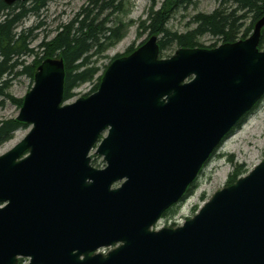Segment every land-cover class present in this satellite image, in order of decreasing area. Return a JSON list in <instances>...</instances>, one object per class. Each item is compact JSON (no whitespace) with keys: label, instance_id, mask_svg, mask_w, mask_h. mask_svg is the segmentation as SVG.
I'll list each match as a JSON object with an SVG mask.
<instances>
[{"label":"water","instance_id":"1","mask_svg":"<svg viewBox=\"0 0 264 264\" xmlns=\"http://www.w3.org/2000/svg\"><path fill=\"white\" fill-rule=\"evenodd\" d=\"M263 29L165 59L152 35L65 106L64 60H44L16 118L31 130L0 156V264H264V161L153 230L263 100Z\"/></svg>","mask_w":264,"mask_h":264},{"label":"rangeland","instance_id":"2","mask_svg":"<svg viewBox=\"0 0 264 264\" xmlns=\"http://www.w3.org/2000/svg\"><path fill=\"white\" fill-rule=\"evenodd\" d=\"M164 2L165 0H155L156 9H160ZM152 5L153 0H115L114 6H117V8L112 7L103 10L99 21H104L107 28L117 29L119 39L104 38L101 40L105 44L104 50L95 48L90 52L93 56L90 67H98V74L92 81L76 88L74 90L75 97L67 103H72L78 98L95 93L101 83L98 79L103 77L114 59L130 55L131 53L129 54L128 51L131 48L135 51L152 36L149 31H143L139 28L140 22L147 20ZM93 7L94 4L91 0H51L39 17L29 16L23 21L22 26L24 28H39L34 31V35L29 40L32 47H35L45 36L49 38L48 40L52 39L62 26L75 20H82L86 16L87 10H92ZM218 7L219 3L216 0H197L192 5L175 11L170 17L167 28L179 34L187 33L196 27L193 24V18L197 14H210ZM95 12L97 13V10ZM121 23L123 25L120 26ZM78 25V22H75V26L78 27ZM107 35L110 36V33H107ZM157 37L159 43L161 36ZM200 42L206 46L204 48H208L215 44L217 40L210 35H205L200 38ZM178 49L173 47L167 50L165 57L160 58H170L175 55ZM26 60L30 63L33 58ZM33 86L34 80L27 75H19L10 83V88L6 91L8 97L0 96V123L18 117L23 105L20 107L19 103L12 98L24 100V97L32 90ZM95 87H97V90L94 92ZM30 130L31 126L29 125L18 130L13 139L0 146V156L22 141ZM95 152L93 150L90 154L92 165L95 162L97 168H104L106 163L103 157ZM262 161H264V99L252 110L246 121L215 150L195 182L189 186L188 190L192 188L191 195L185 198L186 193L185 199L183 198L182 201L167 210L153 227V230L182 225L192 218L212 198L215 192L234 184L238 178L248 174ZM239 173L242 174L235 180L234 178ZM118 185L120 183L115 184V186ZM112 248L103 251L108 252ZM26 263L27 261L24 264Z\"/></svg>","mask_w":264,"mask_h":264},{"label":"trees","instance_id":"3","mask_svg":"<svg viewBox=\"0 0 264 264\" xmlns=\"http://www.w3.org/2000/svg\"><path fill=\"white\" fill-rule=\"evenodd\" d=\"M50 1L29 0L8 6L4 0H0V96L8 97L6 91L10 88V83L19 75H27L34 80L37 69L44 60L60 58L65 63L64 101L67 102L75 97L76 88L92 81L98 74V67H90L93 57L90 52L95 48L104 50L105 44L101 42L104 38L119 39L117 29L107 28L104 21H99L104 9L117 8L114 6L115 0H91L94 7L92 10H87L82 20H75L62 26L52 39L48 40L49 38L45 36L37 46L32 47L29 40L39 28H24L22 23L31 15L39 17ZM196 1L165 0L161 8L156 9L157 5L153 0L147 20L140 22L139 28L149 31L150 35L161 36L159 41L161 58L165 57L167 50L173 47H206L200 42V38L205 35L217 40L208 48L216 47L219 43L229 44L245 39L253 32L258 20L264 16V0H216L219 7L214 12L199 13L193 18V24L196 25L194 29L180 34L170 31L167 25L171 15ZM75 22H78V27L75 26ZM107 33H110V36H106ZM259 48L264 49V29ZM133 51L134 49L131 48L128 52L130 54ZM28 58H33L32 62L29 63L26 60ZM101 78L98 80L101 81ZM96 90L97 87L93 91ZM12 99L17 101L20 107L23 105V100ZM251 113L244 117L229 135H232ZM26 126L16 119L1 122L0 146L13 139L14 134ZM93 165L97 167L95 162ZM241 174L239 173L234 179L236 180ZM191 193L192 188L188 190L185 198Z\"/></svg>","mask_w":264,"mask_h":264},{"label":"bare ground","instance_id":"4","mask_svg":"<svg viewBox=\"0 0 264 264\" xmlns=\"http://www.w3.org/2000/svg\"><path fill=\"white\" fill-rule=\"evenodd\" d=\"M28 2V1H27ZM6 3V2H5ZM9 6V5H8ZM13 6V5H12ZM25 21V20H24ZM65 103H67V102H65L64 101V104H62L61 106H65L66 104ZM19 260H21V259H19Z\"/></svg>","mask_w":264,"mask_h":264}]
</instances>
